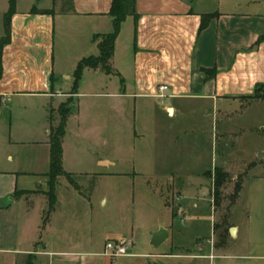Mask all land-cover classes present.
Masks as SVG:
<instances>
[{"label":"crops","instance_id":"1","mask_svg":"<svg viewBox=\"0 0 264 264\" xmlns=\"http://www.w3.org/2000/svg\"><path fill=\"white\" fill-rule=\"evenodd\" d=\"M111 6L112 0H73V12L65 13V9H69L65 8V0L16 1L11 17V42L4 48L2 57L1 156L20 142L6 138V112L10 100L30 97L42 99L46 104L49 99L53 102L61 98V107L69 101L74 103L78 96L71 90H62L63 83L57 78L59 74L68 83L73 82V75L55 67L57 22L65 32L71 30L87 39L109 34L114 29L109 16ZM9 8V0H0V40L4 37L3 31L5 34L4 16ZM33 10H53L54 13L41 14ZM136 13L137 19L128 17L133 23L129 66L120 67V72L130 80L124 90L130 91L115 96L121 102L134 99L136 108L144 113L156 111L159 114L152 119L146 118L141 135H136L141 143L142 159L151 158L153 170L161 133L165 131L171 143L180 150L174 174H208L204 167L192 169L181 165L180 161L184 157L182 152L188 150L191 153L188 156L199 163L202 151L198 141L210 119L213 129L219 132L218 140L223 143L231 122L236 121L241 132L237 140L249 152L252 142H260L255 135L264 124V102H246L258 85H264V42L258 44L264 36V0H137ZM207 14L218 15L200 31L202 16ZM203 70H215V78L206 79ZM162 86L168 87L164 94L160 93ZM43 108L45 111L46 106ZM79 111V107L76 110L73 105L67 120L76 117ZM51 135L45 141L32 144L46 149L47 160L41 167L35 163L23 169L10 155L11 166L5 167L0 157V264H111L105 251L97 252L95 240L70 232L71 221L78 219V207L85 203L93 207L97 200V157L90 168L77 175L65 170L63 147L64 171L73 176L78 188L61 177L56 189V205L49 213ZM223 143L216 164L219 161V167L224 168L230 165V148ZM117 164L108 159L99 161L102 168ZM256 167L261 170L264 164L253 168ZM149 168L139 166L138 170L147 174ZM262 174H249L240 186L241 197L232 205L231 215L229 212L226 219L228 237L224 246L205 252L200 249L198 254L187 253L185 257L150 253L132 256V250L122 258L142 260L144 264H152L157 258L183 257L202 264H264ZM28 176H42V183L30 187L23 182ZM77 176L93 183L87 189L92 191L88 197L84 186L77 183ZM20 192L25 194L16 195ZM180 198H183L182 193ZM239 207L241 218L233 216ZM231 228L236 229L235 237L229 234ZM233 241L241 243L235 245Z\"/></svg>","mask_w":264,"mask_h":264},{"label":"rangeland","instance_id":"2","mask_svg":"<svg viewBox=\"0 0 264 264\" xmlns=\"http://www.w3.org/2000/svg\"><path fill=\"white\" fill-rule=\"evenodd\" d=\"M132 25L131 18L122 23V32L120 39L115 43L109 73L91 68L83 71L75 92L78 96L73 103L76 110L79 107L80 113L66 122L63 146L65 170L79 175L86 171V168H90L97 157V200L93 207L87 203L78 207V219L72 220L73 224L71 221L70 232L80 238L95 240L98 253H103L108 243L123 239L134 240L132 256L150 253L185 257L187 253L198 254L200 249L205 252L220 245V235L228 229L226 219L229 212L231 215L232 205L241 197L239 188L245 177L255 173L264 175V167L261 169L263 171L257 167L253 168L264 164V124L255 135L256 139L260 138V142H252V148L247 152L237 140L241 132L236 121L231 122L228 136L223 143L218 140L219 132L216 128L213 129L210 119L198 141L202 151L199 163L191 155L188 156L191 154L188 150L182 152L184 157L180 161L181 165L192 169L204 167L209 173L203 175L199 172L182 176L174 174L179 162L176 155L180 150L171 143V139L166 136L167 132L164 131L158 144L157 163L152 170L151 158L142 159L141 143L136 135L142 133L146 118L152 119L159 114L156 111L144 113L136 108L134 99H124L121 102L115 96L130 91L124 90L129 86L130 80L120 72V67L124 66L126 69L129 66ZM98 44L99 41L96 42L95 37L87 39L71 30L65 32L57 22L54 40L55 67L56 70H66L69 75H73V82L68 83L57 74L58 81L64 86L62 90L74 92V73L77 65L84 58L98 57ZM62 101L61 98H55L53 102L49 99L44 104L42 99L25 97L8 102L6 138L20 142L0 155L5 167L11 166L9 155L15 157L23 169H28L30 164L32 166L35 163L38 167L42 166L47 160L46 149L40 144L37 147L32 144L48 139L49 134L60 125L62 117L59 109ZM1 142L0 133V147ZM222 143L230 148V165L224 168L219 167L221 164L218 160L216 164ZM104 159L118 164L115 167L102 168L99 161ZM139 166L150 167L149 171L153 172H141L138 170ZM217 170L224 175L219 197L216 186ZM78 177L77 183L84 186V193L88 197L92 191L87 189L93 183L90 184L89 179ZM42 180V176H28L24 177L23 182L29 183L30 187H36ZM204 188H208L209 193L200 197ZM181 193L183 198H180ZM240 210V207L234 210L233 216L240 217ZM161 228L169 230V239L155 249L151 246V233ZM233 242L235 245L241 243ZM184 257L174 260L157 258L158 261L155 262L202 264L200 261L195 262ZM144 262L138 259L117 260V264Z\"/></svg>","mask_w":264,"mask_h":264},{"label":"trees","instance_id":"3","mask_svg":"<svg viewBox=\"0 0 264 264\" xmlns=\"http://www.w3.org/2000/svg\"><path fill=\"white\" fill-rule=\"evenodd\" d=\"M17 0H9L10 8L9 11L5 14V34L4 37L0 40V80L3 74V66H2V57L4 48L10 44L11 42V17L15 11ZM72 1L73 0H65V8L69 7V9H65V13L73 12L72 9ZM136 1L137 0H112V6L109 13V16L113 19V32L109 34H102L95 36V41H99L98 49L99 56L98 57H88L84 58L77 65V69L74 73V83L76 92L77 87L80 84L83 71L86 68H91L94 70L105 71L109 73L111 71L110 62L112 60L115 43L120 34L122 23L130 16L137 19L136 13ZM34 13L41 14H53V10H33ZM218 14H207L202 16L200 31L206 29L209 25V22L216 18ZM264 42V36L261 37L258 41V44ZM203 73L206 76V79L215 78L216 71L215 70H203ZM250 101L255 102H264V85H258L253 96L246 98ZM73 102H67L63 104L59 113L62 117L60 125L52 131L51 139H50V168L48 172V177L50 179L49 183V213L54 209L56 205V189L58 186V179L64 177L68 180V182L78 188L77 184L74 182V178L71 174H68L64 171L63 168V140L66 134V122L69 113L72 111ZM217 175V197H219V189L223 185V177L224 175L220 170L216 171ZM240 189V188H239ZM24 192L17 193L16 195H24ZM218 199V198H217ZM216 201L218 202L219 199ZM228 237V230H226L223 234L220 235L221 243L219 246H224L226 244V240Z\"/></svg>","mask_w":264,"mask_h":264},{"label":"built area","instance_id":"4","mask_svg":"<svg viewBox=\"0 0 264 264\" xmlns=\"http://www.w3.org/2000/svg\"><path fill=\"white\" fill-rule=\"evenodd\" d=\"M168 91L167 86H162L160 88V93L164 94ZM133 241L128 239H123L115 243H108L105 249V255L111 260V264H117V260L128 256L129 252L132 250Z\"/></svg>","mask_w":264,"mask_h":264},{"label":"water","instance_id":"5","mask_svg":"<svg viewBox=\"0 0 264 264\" xmlns=\"http://www.w3.org/2000/svg\"><path fill=\"white\" fill-rule=\"evenodd\" d=\"M209 193L208 188H204L201 191V197H205ZM236 229L231 228L229 230V234L231 237H235ZM169 239V230L161 228L160 230L151 233V246L155 249L159 248L163 243H165ZM132 253V250L129 254ZM152 264H158L157 262L153 261Z\"/></svg>","mask_w":264,"mask_h":264}]
</instances>
